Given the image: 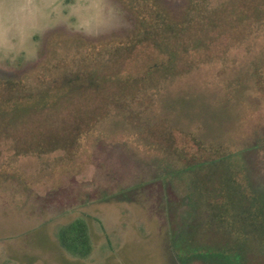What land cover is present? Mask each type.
<instances>
[{
	"label": "rangeland",
	"instance_id": "374dc122",
	"mask_svg": "<svg viewBox=\"0 0 264 264\" xmlns=\"http://www.w3.org/2000/svg\"><path fill=\"white\" fill-rule=\"evenodd\" d=\"M157 2L176 20L189 5ZM135 28L121 0H0V79L33 69L50 34L100 41ZM144 57L138 51L122 76L140 75ZM159 92L141 116L47 117L64 136L84 119L76 148L21 156L0 147V264H264L251 228L243 249L223 225L231 190L264 204V21L225 56L195 62ZM230 167L239 179L227 191ZM238 211L224 209L230 221ZM76 220L88 226L85 258L60 244Z\"/></svg>",
	"mask_w": 264,
	"mask_h": 264
},
{
	"label": "trees",
	"instance_id": "16d2710c",
	"mask_svg": "<svg viewBox=\"0 0 264 264\" xmlns=\"http://www.w3.org/2000/svg\"><path fill=\"white\" fill-rule=\"evenodd\" d=\"M209 1L189 0L183 17L176 20L157 0H121L136 20L133 33H114L100 41L60 33L48 35L39 51L41 61L33 69L23 71L16 80L0 79V147L9 144L14 154L21 156L76 148L82 143L79 132L87 125L82 123L84 119L65 126L73 133L64 136L57 121L50 123L53 120L47 117L144 115L146 104L159 98L162 83L186 75L195 62L225 56L264 21V0H232L213 9ZM138 51L145 53L141 74L123 77L125 64ZM261 72L262 68L255 70L258 82ZM226 171L230 178L227 176L228 182L223 178V190L230 191L237 187L238 171L231 167ZM226 195L231 199L223 198L225 229L245 249L250 236L247 227L251 228V241L260 238L257 249L263 252L264 204L256 197H246L241 189ZM246 207L248 214L242 212ZM230 208L240 209L233 221L224 212ZM60 244L74 256L87 257L92 248L87 224L76 220L65 227Z\"/></svg>",
	"mask_w": 264,
	"mask_h": 264
}]
</instances>
